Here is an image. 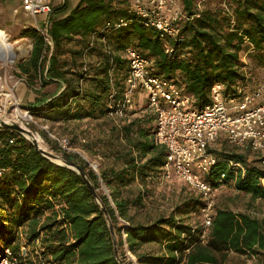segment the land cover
Returning a JSON list of instances; mask_svg holds the SVG:
<instances>
[{
    "label": "trees",
    "instance_id": "1",
    "mask_svg": "<svg viewBox=\"0 0 264 264\" xmlns=\"http://www.w3.org/2000/svg\"><path fill=\"white\" fill-rule=\"evenodd\" d=\"M178 2L184 37L170 40L171 53L160 33L132 11L134 0H81L74 8L65 4L53 10L47 28L52 45L36 28L23 31L21 37L31 38L33 48L19 68L31 75L28 84L39 95L29 109L55 121L108 117L109 72L121 94L129 71L128 48L149 60L153 75L189 95L194 109L212 103L218 83L227 99L241 101L255 92L264 79L256 71H264V0H230L223 7L205 0ZM121 19L126 26L107 27ZM52 84L54 90L43 92ZM137 112L145 114L129 120ZM156 118L148 104L127 111L123 147L114 152L120 166L98 173L77 154L62 152L83 170L98 198L82 174L46 158L11 127L0 126V253L7 247L19 253L24 245L28 254L23 264H225L230 253L262 259L264 218L215 206L211 228L194 227L181 217L184 208L201 213L205 205L193 190L194 196L169 215L137 220L133 210L143 207L148 184L162 175L168 154L155 141ZM229 143L219 138L211 145L217 163L206 180L232 184L264 200V165L251 162L252 150H227ZM256 155L262 163L264 157ZM230 162L241 163L244 172L230 169ZM102 183L108 193L101 191Z\"/></svg>",
    "mask_w": 264,
    "mask_h": 264
},
{
    "label": "built area",
    "instance_id": "2",
    "mask_svg": "<svg viewBox=\"0 0 264 264\" xmlns=\"http://www.w3.org/2000/svg\"><path fill=\"white\" fill-rule=\"evenodd\" d=\"M27 15L34 17L47 16V26L40 32L46 41L52 45L48 35V23L53 13L50 0H30L24 6ZM132 11L143 18L145 25L155 28L166 43L167 53L173 51L170 40H183L180 20L183 12L178 0H134ZM127 25L123 19L108 23V28L119 29ZM126 56L129 59V71L125 87L121 94L114 83L113 71L109 72L111 90L108 107V117L122 119L127 111L137 108L138 92L148 93V102L156 118L155 141L167 149L166 164L162 176L170 179L173 175L180 178L193 191L200 194L205 201L201 208L206 231L213 224V211L216 201L226 184L214 185L205 176L217 163L216 156L210 152L211 145L219 138H225L241 149H249L264 157V93L261 91L245 96L241 101L236 98H226L224 86L218 83L212 88V103L204 109L193 108L191 97L183 93L170 80L153 75L150 62L137 50L128 48ZM12 92V89H10ZM13 93V92H12ZM17 109L20 101L15 99ZM31 119L18 117L14 123L24 128L28 133H21L25 138L33 136L40 143V135H35L30 126L34 122L29 111H24ZM54 140L62 152L77 154L84 157L81 151L74 150L70 139L56 137ZM13 142V141H11ZM264 164V160L262 161ZM230 169H242L241 163L230 162ZM204 173V176L201 174ZM227 177L224 172L221 181ZM130 253V252H129ZM28 254L24 245L19 253L7 247L0 253V264H23V258Z\"/></svg>",
    "mask_w": 264,
    "mask_h": 264
},
{
    "label": "rangeland",
    "instance_id": "3",
    "mask_svg": "<svg viewBox=\"0 0 264 264\" xmlns=\"http://www.w3.org/2000/svg\"><path fill=\"white\" fill-rule=\"evenodd\" d=\"M205 1H210L209 5L211 6L220 5L223 7L230 0ZM18 43V46H27L29 44L28 41ZM28 58L23 57L6 68L0 62V119L14 122L18 119V117H21L20 114L17 113V110H19L21 113H25L24 111H29L34 120L30 126L32 132L35 135L38 133L41 136L40 138L42 139V144L49 152L59 156V158L54 159V161L60 164H64L61 160V158H63V154L54 140V136L69 138L72 148L74 150L81 151L84 157H80L88 162L91 168L94 169V166H96V172L98 173L100 172V168L120 166V163L118 165L115 161L114 152L123 147L121 129L125 118L111 119L106 116L100 119L85 118L81 121H55L36 117L28 107L30 104L22 101L21 95L19 94L21 92L19 89L20 85L22 83L28 84V82H31L32 80V77L30 76H23V73L19 68V64L23 63ZM67 58L69 59L70 56ZM243 62L245 64L248 63V59L244 58ZM256 71L257 74H260L261 79L262 76L264 78V71H259V69H256ZM263 80L261 83H259L255 92L261 91L264 93ZM35 87L36 86H29L28 88H31V90L37 92ZM10 89H12L13 93ZM255 92L251 94H254ZM141 93L143 102L146 105L148 103V93L146 91H142ZM10 94H13V96L8 97L7 95ZM15 99L20 101V109H17V106L15 105ZM143 114L145 113L137 112L132 116H129V120L142 116ZM29 136L33 139L34 137L27 135V139L32 142ZM226 148L227 150H234L240 153L245 151L244 149H241L232 143H229ZM249 159L252 163L260 167L264 165L258 161L259 157L253 151L250 153ZM204 175V173L201 174V176ZM146 190L143 207L133 210V212L136 213L137 220L147 221L153 220L161 215L167 216L172 213L177 208V206L181 205L187 198L194 196L193 191H191L185 182L175 175H173L170 179H164L162 175L152 178ZM101 191L106 193L109 192L104 183L101 184ZM133 195L135 196L136 193ZM215 206L227 208L233 210L236 213H252L255 216L264 218V200L253 198L250 194L241 193L236 190L232 184H226V187L221 191ZM182 212L183 213L181 217L187 223L192 224L194 227L203 226V216L201 213L187 208H184ZM120 221L123 222L122 219H120ZM125 238V235H123V240ZM115 239L118 242L117 235H115ZM127 255L132 258V256L129 254V251H127ZM261 258L262 259L254 257L250 258L249 256H241L235 253H230L225 264H264V257ZM132 259L135 261V257Z\"/></svg>",
    "mask_w": 264,
    "mask_h": 264
},
{
    "label": "crops",
    "instance_id": "4",
    "mask_svg": "<svg viewBox=\"0 0 264 264\" xmlns=\"http://www.w3.org/2000/svg\"><path fill=\"white\" fill-rule=\"evenodd\" d=\"M30 0H0V32L5 33L8 38L10 37L13 42L28 41L29 44L25 47L29 48V55L31 54L33 48V40L27 37H21L22 32L27 30L28 28H36L37 30L45 29L47 26V16L41 15L38 17H34L32 15H27L24 6ZM53 10L64 6H67L71 9L76 7L81 0H50ZM73 44V43H72ZM24 45V44H23ZM74 46V45H71ZM24 57V58H26ZM1 66V64H0ZM23 76H30L29 74H23ZM1 77V75H0ZM29 85L27 83H22L19 87L21 92V100L33 104L39 95L28 88ZM54 84L48 85L44 88V91L54 90ZM149 105V102L147 103ZM145 105L142 98V93L138 92L137 94V108ZM264 182V180H263Z\"/></svg>",
    "mask_w": 264,
    "mask_h": 264
},
{
    "label": "bare ground",
    "instance_id": "5",
    "mask_svg": "<svg viewBox=\"0 0 264 264\" xmlns=\"http://www.w3.org/2000/svg\"><path fill=\"white\" fill-rule=\"evenodd\" d=\"M18 42H13L11 41L8 36H6L5 33L0 32V62L2 65L6 68L10 66L12 63L15 61L25 57L29 53V48L25 46H18ZM13 92V91H12ZM8 97H12L13 94L7 95ZM22 118L25 119H31L30 116L26 113H21L19 110H17ZM30 138V136H29ZM31 140L33 139L32 137L30 138ZM40 147L47 150L46 147L43 146L42 144V139L40 138ZM56 162V161H55ZM58 163V162H57ZM132 258L134 256L129 253Z\"/></svg>",
    "mask_w": 264,
    "mask_h": 264
},
{
    "label": "water",
    "instance_id": "6",
    "mask_svg": "<svg viewBox=\"0 0 264 264\" xmlns=\"http://www.w3.org/2000/svg\"><path fill=\"white\" fill-rule=\"evenodd\" d=\"M0 126H9L11 127L13 130L19 132L20 134L21 133H28L24 128H22L21 126H19L18 124L14 123V122H11V121H8V120H2L0 119ZM32 143L34 144V146L48 159H50L51 161H53L54 163H57L54 161V159H57L59 158L58 155H55L51 152H49L48 150H45L43 148L40 147L39 145V142L34 138L31 140ZM61 160L63 161L64 164H60V163H57L59 165H63V166H66L76 172H78L79 174H82L85 179H86V183L87 185L90 187L92 193L94 194V196L96 198H98V195H97V191L95 190L94 186L92 185L91 181L88 179V177L86 176V174L83 172V170L75 163L73 162H68L66 161L64 158H61ZM94 170L96 171V166H94ZM102 208L104 209V206L102 205ZM104 212L107 216V212L106 210L104 209ZM109 226H110V229L112 231V233L114 234V229H113V226H112V223L111 221L109 220ZM115 254L116 256L119 258V253H118V246H117V240L115 239Z\"/></svg>",
    "mask_w": 264,
    "mask_h": 264
}]
</instances>
